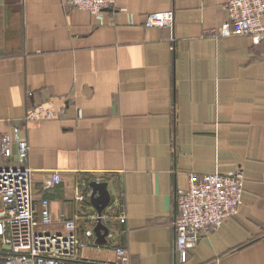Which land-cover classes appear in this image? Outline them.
Segmentation results:
<instances>
[{"label": "crops", "instance_id": "obj_1", "mask_svg": "<svg viewBox=\"0 0 264 264\" xmlns=\"http://www.w3.org/2000/svg\"><path fill=\"white\" fill-rule=\"evenodd\" d=\"M226 3L115 0L91 14L61 0H0V133L27 142L33 196L38 209L48 200L49 228L80 216L82 258L113 261L124 247L130 264H264V39L213 35ZM162 11H173L171 28L144 25ZM38 105L61 111L25 120ZM237 167V214L180 263L175 192L190 173ZM54 171L61 181L43 188ZM92 182L109 193L103 225L113 237L104 244L88 220L97 214Z\"/></svg>", "mask_w": 264, "mask_h": 264}, {"label": "built area", "instance_id": "obj_2", "mask_svg": "<svg viewBox=\"0 0 264 264\" xmlns=\"http://www.w3.org/2000/svg\"><path fill=\"white\" fill-rule=\"evenodd\" d=\"M91 14H99L114 4L115 0H61ZM264 0H227L226 21L215 31L220 36L247 35L254 44L264 39ZM173 11L150 13L144 17L147 27L173 25ZM61 110L53 111L42 105L30 110L27 121L47 120ZM29 146L24 139L10 133H0V264H130L124 247H115L113 261H97L82 258L77 224L80 216L62 219L60 229H50L49 202L42 198L37 208L31 186V169L27 166ZM188 187L175 192L178 216L173 222L174 250L180 263L198 239L216 231L221 224L238 212L243 192L244 176L240 167L226 173H190ZM61 181L54 171L43 178L47 189ZM87 194L76 188L75 200L83 202ZM120 222L124 217H117ZM87 219V218H86ZM97 215L88 216L96 221ZM102 223L111 216L101 212ZM85 237H92L87 228ZM113 233H107L112 238ZM210 264H218L217 260Z\"/></svg>", "mask_w": 264, "mask_h": 264}, {"label": "water", "instance_id": "obj_3", "mask_svg": "<svg viewBox=\"0 0 264 264\" xmlns=\"http://www.w3.org/2000/svg\"><path fill=\"white\" fill-rule=\"evenodd\" d=\"M92 188V193L90 195V200L93 204V206L96 209V215L98 216V219L96 220V225L94 228V233L97 237L96 242L98 244H104L105 243V237L108 233V229L106 226L103 225L101 220L99 219V216L101 215V212L103 209L107 206L109 202V193L106 189L105 183H96L92 182L89 185ZM98 192L97 196L94 194Z\"/></svg>", "mask_w": 264, "mask_h": 264}, {"label": "rangeland", "instance_id": "obj_4", "mask_svg": "<svg viewBox=\"0 0 264 264\" xmlns=\"http://www.w3.org/2000/svg\"><path fill=\"white\" fill-rule=\"evenodd\" d=\"M50 119V118H49ZM48 120V119H47ZM35 121H37V120H35ZM107 236V235H106ZM86 248H88V246L86 245Z\"/></svg>", "mask_w": 264, "mask_h": 264}]
</instances>
